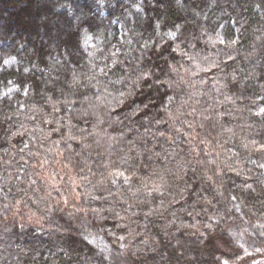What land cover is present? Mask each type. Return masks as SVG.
Instances as JSON below:
<instances>
[{
    "label": "trees",
    "instance_id": "1",
    "mask_svg": "<svg viewBox=\"0 0 264 264\" xmlns=\"http://www.w3.org/2000/svg\"><path fill=\"white\" fill-rule=\"evenodd\" d=\"M262 110L264 0H0V264L264 259Z\"/></svg>",
    "mask_w": 264,
    "mask_h": 264
},
{
    "label": "rangeland",
    "instance_id": "2",
    "mask_svg": "<svg viewBox=\"0 0 264 264\" xmlns=\"http://www.w3.org/2000/svg\"><path fill=\"white\" fill-rule=\"evenodd\" d=\"M86 42H89L90 45L91 44L92 45H96L97 44V41H94V39H93L92 36H87V41ZM230 234H231V238L233 237L238 243L244 244V240L242 239V237H240V235H242V236L244 234L246 235L245 232H244V234L243 233H240V232H231ZM256 248H258L256 250V253H259L260 254V252H261L262 248H264V246L263 245H260V244H257V247ZM227 262H228V264H235V262L234 263H231L229 261H227ZM239 264H241V263H239ZM242 264H264V259H262V256L258 255L256 261H251L250 263H242Z\"/></svg>",
    "mask_w": 264,
    "mask_h": 264
},
{
    "label": "snow or ice",
    "instance_id": "3",
    "mask_svg": "<svg viewBox=\"0 0 264 264\" xmlns=\"http://www.w3.org/2000/svg\"><path fill=\"white\" fill-rule=\"evenodd\" d=\"M262 111H264V110H262ZM224 264H228V262H227V261H225V262H224Z\"/></svg>",
    "mask_w": 264,
    "mask_h": 264
}]
</instances>
